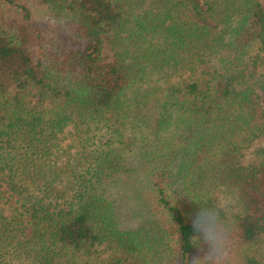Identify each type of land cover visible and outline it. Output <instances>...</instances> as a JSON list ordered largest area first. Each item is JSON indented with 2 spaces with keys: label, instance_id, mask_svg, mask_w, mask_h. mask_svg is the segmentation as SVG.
Returning <instances> with one entry per match:
<instances>
[{
  "label": "trees",
  "instance_id": "1",
  "mask_svg": "<svg viewBox=\"0 0 264 264\" xmlns=\"http://www.w3.org/2000/svg\"><path fill=\"white\" fill-rule=\"evenodd\" d=\"M262 138L264 0H0V264H264ZM130 153L136 228L110 189ZM216 194L237 212L197 252Z\"/></svg>",
  "mask_w": 264,
  "mask_h": 264
},
{
  "label": "rangeland",
  "instance_id": "2",
  "mask_svg": "<svg viewBox=\"0 0 264 264\" xmlns=\"http://www.w3.org/2000/svg\"><path fill=\"white\" fill-rule=\"evenodd\" d=\"M113 60V52L109 46H105L104 52H103V61L109 62ZM158 74H152L153 79L159 80L160 78L157 77ZM158 85L162 88L163 85V79L159 80ZM140 121H144L143 123H140L138 126L141 127L140 129H135V131L129 136L130 138H126V141L128 140V144H132L131 149L135 152L137 149H143L145 144L147 143L140 137L141 134H143L146 131V126L150 130L155 129L156 122H157V116H158V109L156 106V103H150L146 107H142L140 110ZM264 145V139L256 140L254 143L244 150V157L243 162H249L253 159V149L257 146ZM132 151V152H133ZM130 160H129V166H132L133 168H136V173L134 176L131 177L130 180L124 181L123 185L122 183L119 185V188H115V186H110V189L114 191V196L116 197V200H118V212L120 217L122 218V222L124 226L128 228H136L141 225V223L144 220L145 212L144 209H142L141 202L139 200L138 196V181L142 178V170L143 165L141 162L137 161L135 157H133V153L129 154ZM214 191V190H213ZM215 196H219V194H216ZM222 197H217L216 199V205L219 204ZM220 199V200H219ZM237 212L236 207L233 205V203H230L229 208L227 211H222L226 216H230L232 213Z\"/></svg>",
  "mask_w": 264,
  "mask_h": 264
},
{
  "label": "clouds",
  "instance_id": "3",
  "mask_svg": "<svg viewBox=\"0 0 264 264\" xmlns=\"http://www.w3.org/2000/svg\"><path fill=\"white\" fill-rule=\"evenodd\" d=\"M231 203V197H222L217 206H203L194 215L191 221L192 244L199 252L206 247L209 253L219 252L224 243L228 231V222L222 218L221 212L227 211ZM195 264H201L199 257Z\"/></svg>",
  "mask_w": 264,
  "mask_h": 264
}]
</instances>
